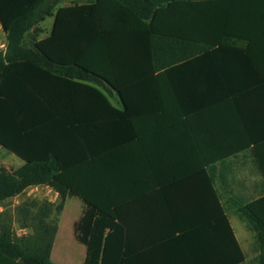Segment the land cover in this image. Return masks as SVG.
<instances>
[{
    "label": "trees",
    "instance_id": "trees-1",
    "mask_svg": "<svg viewBox=\"0 0 264 264\" xmlns=\"http://www.w3.org/2000/svg\"><path fill=\"white\" fill-rule=\"evenodd\" d=\"M194 3L197 11L208 4L216 7L198 20L217 28L197 31L196 51L192 37L164 31L158 24L172 7ZM58 4L0 0L7 35L6 50L0 51V146L24 161L15 170L0 169V204L36 186H49L59 195L58 203L24 201L15 217L0 214V264H57L52 251L58 217L70 196L85 205L75 224V237L86 247L83 264H130V234L136 227L130 201L144 195L135 189L144 190L149 168V77L158 72L156 101L169 104L174 100L165 96L162 69L194 55L227 51L243 63L248 76L243 85L264 83V0ZM47 17L55 18L53 29L41 38L40 24ZM200 41L244 47L216 48ZM115 92L123 110L110 101ZM258 163L264 173L262 156ZM207 198L216 204L206 210L212 222L198 219L197 233L222 235L224 246L222 255H212L207 263L243 264L245 254L217 195L211 190ZM241 211L259 242L254 264H264V196ZM15 222L30 231L19 234ZM176 229L175 224L166 231Z\"/></svg>",
    "mask_w": 264,
    "mask_h": 264
},
{
    "label": "crops",
    "instance_id": "crops-1",
    "mask_svg": "<svg viewBox=\"0 0 264 264\" xmlns=\"http://www.w3.org/2000/svg\"><path fill=\"white\" fill-rule=\"evenodd\" d=\"M215 8L208 4L197 11V3L178 4L164 12L158 24L164 31L192 37L196 51L197 31L217 30L198 17ZM50 18L49 28L40 25L41 38L53 29L55 18ZM200 42L216 48L244 47ZM6 47L2 26L0 51ZM212 52L213 56L194 55L162 69L165 96L174 100L169 104L156 101L158 72L149 77L147 91L153 102L145 108L153 114L146 121L149 168L144 190L135 189L144 195L130 201L136 226L130 234V264H208L207 258L222 255V235L197 233V220L202 222L206 210L216 207L206 200L211 190L245 254L243 264L248 261L241 208L264 196V173L258 163V156L264 158V83L243 85L248 76L241 59L227 51ZM109 98L124 109L117 92ZM205 218L212 222L210 215ZM175 224V231H166Z\"/></svg>",
    "mask_w": 264,
    "mask_h": 264
},
{
    "label": "rangeland",
    "instance_id": "rangeland-1",
    "mask_svg": "<svg viewBox=\"0 0 264 264\" xmlns=\"http://www.w3.org/2000/svg\"><path fill=\"white\" fill-rule=\"evenodd\" d=\"M58 6L69 5L75 2H81L85 0H58ZM51 18L48 17L46 22H43V28H49ZM44 34H41L43 36ZM113 101L114 98H112ZM23 165V160L14 153H11L7 149L0 146V169L6 168L8 170H15ZM31 199H47L51 202L58 203L59 195L56 198V193L50 192L48 189L40 188L35 190L31 188L24 194L0 204V214L7 212L15 217L16 208L26 200ZM85 211V205L82 200L75 196L68 197L65 207L58 217L59 231L56 236L52 251V259L57 264H83L86 247L81 244L75 237L74 225L82 217ZM243 226L246 231L247 241H244L245 252L248 257L246 264H254L260 254L259 242L255 231H253L248 222L244 219ZM14 227L19 234L28 233L29 229H20L18 223L15 222Z\"/></svg>",
    "mask_w": 264,
    "mask_h": 264
},
{
    "label": "built area",
    "instance_id": "built-area-1",
    "mask_svg": "<svg viewBox=\"0 0 264 264\" xmlns=\"http://www.w3.org/2000/svg\"><path fill=\"white\" fill-rule=\"evenodd\" d=\"M2 29V23H1V20H0V30ZM34 188L35 190H39L40 188H44V189H48L50 192H54L56 193L51 187L49 186H36V187H32ZM31 189V188H30ZM29 190V189H28Z\"/></svg>",
    "mask_w": 264,
    "mask_h": 264
}]
</instances>
